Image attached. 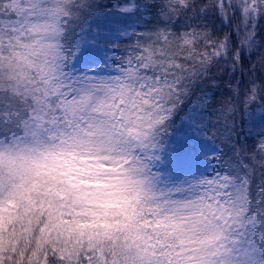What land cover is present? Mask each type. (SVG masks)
<instances>
[{"label": "snow or ice", "instance_id": "snow-or-ice-1", "mask_svg": "<svg viewBox=\"0 0 264 264\" xmlns=\"http://www.w3.org/2000/svg\"><path fill=\"white\" fill-rule=\"evenodd\" d=\"M0 264H264V0H0Z\"/></svg>", "mask_w": 264, "mask_h": 264}]
</instances>
